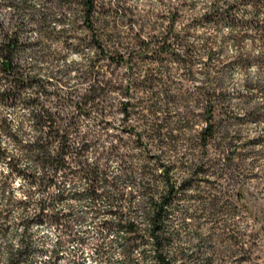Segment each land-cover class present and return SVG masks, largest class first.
I'll list each match as a JSON object with an SVG mask.
<instances>
[{"label": "trees", "instance_id": "1", "mask_svg": "<svg viewBox=\"0 0 264 264\" xmlns=\"http://www.w3.org/2000/svg\"><path fill=\"white\" fill-rule=\"evenodd\" d=\"M261 69L264 0H170L152 17L123 0H0V200L15 176L28 192L3 264H59L64 244L66 264H207L191 239L223 235L247 264L250 212L225 228L234 185L264 156ZM248 122L262 127L245 135ZM32 190L55 193L26 215ZM196 218L211 222L206 237L190 234ZM42 221L57 235L40 262L28 230Z\"/></svg>", "mask_w": 264, "mask_h": 264}, {"label": "rangeland", "instance_id": "2", "mask_svg": "<svg viewBox=\"0 0 264 264\" xmlns=\"http://www.w3.org/2000/svg\"><path fill=\"white\" fill-rule=\"evenodd\" d=\"M123 1L126 4L130 5L134 9V11L142 17H152L162 10V2H168L170 0H162L161 2L159 0ZM226 32V29H221L218 31L217 35L221 37L225 35ZM52 46L55 47V45ZM243 47L244 49H249L252 54H256L259 51L258 42H254L252 45H250L247 40L243 44ZM224 50L227 56H231L235 53L236 48H234V46L230 43H227L224 46ZM255 72L256 69L254 66L248 67L245 71H242L238 67H232L229 71V75L230 79L234 83L240 84L243 77H245L246 75L253 76L255 75ZM258 74H260V76H264V69H261ZM10 115H12V113H10ZM259 127H262V125H257L254 122H248L242 125L241 129L242 132L245 133V135L252 136L258 131ZM252 164L253 171L256 172V176L254 178L248 176L249 178H245L243 183L238 182L233 187V191H236V189H238L239 194L235 195L234 197V199L237 198V200H234L233 198L231 199L229 208L231 210V213L233 212L237 215H234L233 218H231V220L227 222L225 231L229 229V232L231 231L232 235H234L237 229H241L240 227L242 219L238 214L241 215L243 213V208L248 210L250 212L249 218L251 220V226L253 228V231L257 234V240L255 246L252 248L253 254L251 255V258L249 262H247V264H254L255 262H257L258 264H264V156L260 154V156L253 159ZM0 170L6 172V165L4 163H0ZM246 171L248 170H244V173H249ZM8 182L9 192H4V196L0 200V209L5 207L4 204H6V201L8 202V205L6 204L5 207L7 209V212H3L6 214L5 221L3 219H0V227L4 228V232L0 233V264L4 263V259L6 257L5 246L9 242H16L17 236L22 231V225L19 222V213L21 211V208L18 207V200H23L24 195L28 193L25 191L24 187L21 188V186L24 184L23 179L15 176L12 179H8ZM29 193H31L32 201L26 204V209L24 212L26 213V215H31L34 211H36V204L38 203V200L41 199L42 194L45 195L46 193H55V191L50 190L41 192L32 190ZM197 206H199V204ZM192 223L195 227H191L192 230L188 229L189 231H191L190 234L201 233L202 237H206L211 222L206 223V220H204L203 218H196V220L192 221ZM28 231L32 233L35 242L43 246V250L41 252H38L36 256V261L42 262L46 260V258L49 256L48 250L53 246L57 232L54 230L52 225L47 224L43 221L38 224L32 223V225L29 226ZM190 236L195 237L194 235ZM223 237L224 239L221 243H217L214 242V240L212 241L211 239L206 238L205 241H203L202 243L200 242V244L197 243V240L195 238H192L190 242V250L196 251L198 248L201 252L200 256L198 254H192V259L194 258L200 260L201 258L203 259V257L206 256L210 259L209 263L207 264H238L236 261L238 259L236 252L237 245L233 244V241H226L227 238L225 235H223ZM73 247L75 248L74 244H64L63 249H61L62 256L59 259V264H66L69 250H71V248ZM89 247L90 246L88 245H82V248L80 249L87 252L89 250ZM208 249H211L212 253H210ZM84 255L86 254L84 253ZM117 258L118 255L116 252H114L113 259Z\"/></svg>", "mask_w": 264, "mask_h": 264}]
</instances>
